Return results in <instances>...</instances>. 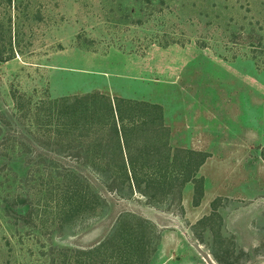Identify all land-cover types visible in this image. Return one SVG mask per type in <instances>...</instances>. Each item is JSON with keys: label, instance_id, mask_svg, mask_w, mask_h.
Instances as JSON below:
<instances>
[{"label": "rangeland", "instance_id": "374dc122", "mask_svg": "<svg viewBox=\"0 0 264 264\" xmlns=\"http://www.w3.org/2000/svg\"><path fill=\"white\" fill-rule=\"evenodd\" d=\"M0 43V111L23 133L0 149V264H264V0H0ZM13 89L35 103L89 94L78 122L91 128L66 148L82 156L35 144ZM98 93L137 102L123 108L128 177ZM142 103L169 119L189 103L182 118L201 124L147 129L158 110ZM195 134L221 139L219 165L183 181Z\"/></svg>", "mask_w": 264, "mask_h": 264}, {"label": "trees", "instance_id": "16d2710c", "mask_svg": "<svg viewBox=\"0 0 264 264\" xmlns=\"http://www.w3.org/2000/svg\"><path fill=\"white\" fill-rule=\"evenodd\" d=\"M10 37L9 40L7 41L6 45H10ZM5 45V46H6ZM4 43H0V60H2V55L4 54ZM100 93H98L99 95ZM89 94H84V95H73V96H60V97H55V98H44V99H39L38 102H32V98L29 96H26L24 93L13 89L10 92V98L12 100V103L17 111L21 110L24 111L20 116H25L29 117L26 120L29 121L32 125V128H34L35 132H38L40 136H36L35 139L33 140L35 144L38 143L39 147H44L42 149L43 151L48 150V152L56 155H63L65 156H71L75 158H79L82 156V149H77V150H71L67 151L66 148H69V146L72 145V141L77 140L78 143L80 141V134H75V137H71L72 133L74 130H88L91 128L89 125L84 122V118L82 119V124L81 122H78V118L80 116V108L78 104H81L83 100L88 96ZM94 96V95H93ZM100 98H102L103 101V106L106 109V114H108V117L104 119L105 124L111 131V137L113 140H115L116 144V156L121 157L123 160V170L125 172L126 177H128V173L126 171V167L124 168V148L123 145L128 149V136H127V129L129 128L128 124L126 126L125 124V112L123 108L125 105H128L130 103H135L136 101L126 99V98H120L116 97L114 101L105 95L100 94ZM137 103V102H136ZM33 104V105H31ZM114 104V105H113ZM143 105H147V103H142ZM155 110H158V115H157V120L155 124L151 123V125L147 126V129H152L156 130V132H162L163 130H168V128L164 125L163 123V115H162V107L159 104H151L147 105ZM88 107V106H87ZM24 108V109H23ZM13 115H8L7 113L0 111V149L3 146V143L8 142L10 140V143H13V147H16L17 145V139L20 136V134H23L21 132V126L20 128L16 129ZM17 116V115H16ZM92 118V117H91ZM117 119L121 120V127L120 129L117 126ZM89 119H87V122ZM139 122L140 125L144 124V121H139L137 120V123ZM21 125V121L19 122ZM133 126V124H132ZM139 127V126H138ZM24 134H27L28 137L34 136L33 131L29 129H25ZM4 136H6V140L4 139ZM23 136V135H22ZM85 136V135H84ZM8 139V140H7ZM69 140V141H68ZM43 141V142H39ZM25 142L28 144V141L25 140ZM66 142V145L64 147H61V143ZM81 142V141H80ZM9 143V142H8ZM9 143V144H10ZM43 143V144H42ZM25 147L30 148V144H21ZM32 145V142H31ZM69 145V146H68ZM33 147V146H32ZM61 147V148H58ZM39 149H36V151H39ZM48 148V149H46ZM189 154H197L200 156V159L194 164L193 168H191L192 172H189V174L185 175L183 178V181H190L194 179V173L198 170L200 165L204 162L207 154L202 153V152H197V151H191V150H186ZM4 152H1L0 150V157H2ZM262 157L264 159V154L262 153ZM190 167V165H189ZM133 172L135 171L134 167L131 166L130 168ZM92 172L96 173L101 180L107 181L110 179V176H108L106 173H102L100 169L98 168H91ZM62 171L60 175L67 176V175H73V171L70 170V168H67L65 166H62ZM149 173V172H148ZM135 177V172L133 173ZM154 174H149L148 177H152ZM112 178H116L112 174ZM153 179V178H150ZM85 180V179H84ZM184 183V182H183ZM194 187L196 188V191L198 189H202V186L198 187L195 183ZM79 193V192H78ZM197 199V197H196ZM15 201V199H14ZM24 203V202H21ZM17 202L15 201L13 206L16 205ZM6 209L8 212L11 214H16L15 210L16 207L12 210L6 205ZM69 209H72L70 207ZM22 216V215H21ZM83 259V258H82ZM77 264H80V261L78 260V255L76 256ZM81 264H85L84 262H81Z\"/></svg>", "mask_w": 264, "mask_h": 264}, {"label": "crops", "instance_id": "0c3cea01", "mask_svg": "<svg viewBox=\"0 0 264 264\" xmlns=\"http://www.w3.org/2000/svg\"><path fill=\"white\" fill-rule=\"evenodd\" d=\"M160 105V104H159ZM162 107V106H161ZM175 107H176V110H177V113L173 116V118H171V119H169L168 118V115H167V107H163L164 108V110H163V108H162V111H164V114H163V120L165 121H167V123H168V125H170L171 126V136L172 137H177V136H180L181 135V133L183 134V133H185V132H190V129H193L192 131H195L196 130V126H197V124H201V121H200V119H199V122H195V121H192V120H190V118H186V120L185 119H183L182 118V114L184 113V112H186V110H187V112H189V114H192L191 113V111L193 112V109H191L190 108V104L189 103H187V106H185V105H175ZM188 107V108H187ZM165 117V118H164ZM170 121V122H169ZM191 121V122H190ZM170 123V124H169ZM167 126V125H166ZM187 127V128H186ZM200 132V131H199ZM204 133V132H203ZM216 135V133H214L213 134V137ZM201 136V135H200ZM217 137H221V136H219V135H216ZM195 138H192V143H188V145H187V147H191L192 149H196V150H199V151H205V152H207V154H208V156L205 158V160H204V162L202 163V167H204V166H206L207 164H209V163H211L212 161H214V163H216V164H218L219 162H217L219 159H217V158H215L214 157V155H212L214 152H213V149H216V150H214V151H217V152H219L220 150H219V147H218V144H219V142L221 141V139L218 141V139L217 140H215V142H217L218 141V143H217V147H213L212 146V142H211V144H208V145H206L205 143H201V145H200V143L198 142V140H196V138H197V134H195V136H194ZM188 140H190V139H188ZM191 141V140H190ZM222 142V141H221ZM224 143V142H223ZM186 144V143H185ZM184 145V144H183ZM185 146V145H184ZM191 149V150H192ZM219 165V164H218Z\"/></svg>", "mask_w": 264, "mask_h": 264}]
</instances>
